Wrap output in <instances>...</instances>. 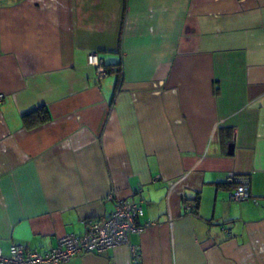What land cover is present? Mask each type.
<instances>
[{"label":"crops","instance_id":"crops-1","mask_svg":"<svg viewBox=\"0 0 264 264\" xmlns=\"http://www.w3.org/2000/svg\"><path fill=\"white\" fill-rule=\"evenodd\" d=\"M0 95L4 255L120 198L140 231L62 264H131L129 246L142 264H264V0H0ZM229 172L254 201L229 198Z\"/></svg>","mask_w":264,"mask_h":264},{"label":"built area","instance_id":"built-area-1","mask_svg":"<svg viewBox=\"0 0 264 264\" xmlns=\"http://www.w3.org/2000/svg\"><path fill=\"white\" fill-rule=\"evenodd\" d=\"M87 63L94 67L97 79L107 75L103 58L96 52H90ZM1 97V95H0ZM225 183L230 187L229 198L232 201L255 200L250 193V180L246 175L227 173ZM112 196V195H109ZM192 204L187 203L190 209ZM143 214L140 203L116 198L110 214L101 218H88L81 235L67 234L61 237L56 246L40 252L20 244H12L9 253L4 255L0 249V264H62L70 258L84 253H102L120 245L129 243V236L138 232L142 226L136 220ZM230 237L231 233L226 232ZM131 264H142L135 250L129 246Z\"/></svg>","mask_w":264,"mask_h":264},{"label":"trees","instance_id":"trees-1","mask_svg":"<svg viewBox=\"0 0 264 264\" xmlns=\"http://www.w3.org/2000/svg\"><path fill=\"white\" fill-rule=\"evenodd\" d=\"M108 69H107V73H108ZM119 84H120V75L118 74L117 75V80H116V85H115V89L117 90L119 88ZM41 113L39 115H33L34 113L33 112H30V113H27V114H24L22 116V120L24 122V124L27 126V127H30L32 125H35V124H40L42 122H45L49 119V113L47 111V109L45 107H40L38 109ZM196 206L195 205H192V207L190 208V211L191 210H194Z\"/></svg>","mask_w":264,"mask_h":264}]
</instances>
